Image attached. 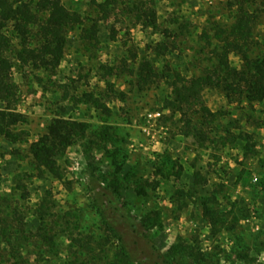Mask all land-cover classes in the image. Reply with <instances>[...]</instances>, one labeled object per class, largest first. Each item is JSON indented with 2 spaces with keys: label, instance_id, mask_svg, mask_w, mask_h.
Segmentation results:
<instances>
[{
  "label": "rangeland",
  "instance_id": "obj_1",
  "mask_svg": "<svg viewBox=\"0 0 264 264\" xmlns=\"http://www.w3.org/2000/svg\"><path fill=\"white\" fill-rule=\"evenodd\" d=\"M61 1L96 23V43L75 28L54 70L13 62L19 99L12 112L26 116L16 126L25 134L16 143L0 135V192L23 195L32 227L38 221L31 209L43 199L55 213L73 212L72 224L103 236L110 255L122 235L133 255L128 264H160L159 253L176 264H264V100L229 103L213 87L203 91L205 105L223 112L221 126L250 135L247 145L183 135L177 115L163 108L174 73L196 75L226 56L214 36L238 20H250L264 51V0H154L157 27L127 12L134 0ZM227 57L241 64L237 55ZM142 62L151 82L140 90L133 71ZM156 111L157 118L149 116ZM54 117L87 122L86 140L95 141L86 152L80 143L70 146L58 160L60 176L36 174L27 149Z\"/></svg>",
  "mask_w": 264,
  "mask_h": 264
},
{
  "label": "trees",
  "instance_id": "obj_2",
  "mask_svg": "<svg viewBox=\"0 0 264 264\" xmlns=\"http://www.w3.org/2000/svg\"><path fill=\"white\" fill-rule=\"evenodd\" d=\"M126 10L143 25L157 27L154 0H134ZM75 28L81 29L82 40L90 45L96 43V23L87 22L78 11L67 7L61 0H0V135L9 142L23 139L25 132L17 130L16 126L26 120L24 114L12 112L19 99L18 87L11 76L13 62L29 63L34 69L54 70L63 57L67 35ZM200 38L205 43H213L210 36ZM214 39L226 56L212 61L196 75L184 76L175 72L169 81V93L163 100V108L171 117L177 115L176 126L183 135L221 145L243 140L247 145L250 135L242 130L234 133L221 126L217 119L223 112L211 111L205 105L203 91L213 87L229 103L262 102L264 51L255 41L247 18L238 20L228 31L216 33ZM155 51L157 54L164 52L160 47ZM230 53L240 58L239 66L231 64L227 57ZM147 65L142 62L133 71L135 85L140 90L151 82ZM102 110L110 113L105 106ZM88 128L85 121L52 118L44 132L29 144L27 163L36 174L45 172L60 176L58 160L70 146L80 143L86 152L87 143H94V139L86 140ZM212 130L221 133L211 136L208 131ZM99 135L100 139L104 136ZM23 198L22 194L13 196V193L0 192V264H128V259L133 256L119 234L117 239L122 244L110 255L103 236L95 237L94 233L86 236L85 229L78 230L72 221V216L78 215L71 211L61 215L55 213L46 199L31 209V215L38 223L30 226ZM204 215L214 221V212L208 207L204 208ZM59 231L64 233L67 241L64 249L58 241ZM158 257L160 264H176L175 258L169 261L160 253Z\"/></svg>",
  "mask_w": 264,
  "mask_h": 264
},
{
  "label": "built area",
  "instance_id": "obj_3",
  "mask_svg": "<svg viewBox=\"0 0 264 264\" xmlns=\"http://www.w3.org/2000/svg\"><path fill=\"white\" fill-rule=\"evenodd\" d=\"M159 115H160V112H159V111L152 112V113L149 114V116H150V117H153V118H154V117L157 118Z\"/></svg>",
  "mask_w": 264,
  "mask_h": 264
}]
</instances>
